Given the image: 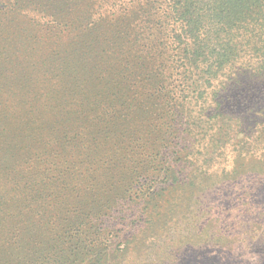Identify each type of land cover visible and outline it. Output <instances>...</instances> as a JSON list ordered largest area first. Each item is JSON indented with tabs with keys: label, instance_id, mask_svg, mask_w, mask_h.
I'll return each mask as SVG.
<instances>
[{
	"label": "rangeland",
	"instance_id": "374dc122",
	"mask_svg": "<svg viewBox=\"0 0 264 264\" xmlns=\"http://www.w3.org/2000/svg\"><path fill=\"white\" fill-rule=\"evenodd\" d=\"M152 1L0 0V264L17 234L88 239L93 264H264V65L244 55L212 84L177 67L170 128L143 92L156 56L134 19ZM87 73L114 104L83 95L69 123L61 86ZM52 177L64 199L37 210L23 187Z\"/></svg>",
	"mask_w": 264,
	"mask_h": 264
},
{
	"label": "trees",
	"instance_id": "16d2710c",
	"mask_svg": "<svg viewBox=\"0 0 264 264\" xmlns=\"http://www.w3.org/2000/svg\"><path fill=\"white\" fill-rule=\"evenodd\" d=\"M149 6V10L142 9L144 13L134 19L141 25L137 43L143 40V48L156 56L154 67L144 76L143 92L152 93L158 105L165 106L163 116L169 118L170 128L178 130L181 118L186 115L184 103L180 101L184 89L176 86L181 75L176 73L177 67L183 66L185 73L191 68H204L205 84H212L219 72L233 66L244 55H250L255 65H264V0H155ZM184 78L186 80V75ZM97 80L94 74L87 73L82 79L64 81L60 93L70 104L69 108H64L69 123L75 122L73 116L78 113L76 107L83 95L105 98L103 111L114 104L115 99L107 103L112 89L103 87L92 92L99 86ZM89 114L82 117L79 125L84 131L91 121ZM117 119L114 117L112 122ZM100 139L92 137L89 142L97 144ZM56 182L52 177L48 186L38 189L31 187L30 182L23 187L26 199H37V210L42 209L39 201L43 193L45 197L57 194L64 199V191ZM77 240L69 236L62 245H51L44 240L42 245L32 247L28 239V246L24 247L17 234L11 245L1 251L2 261L4 264H82L85 261L93 264L88 259L90 255L95 258L91 243L88 239Z\"/></svg>",
	"mask_w": 264,
	"mask_h": 264
}]
</instances>
